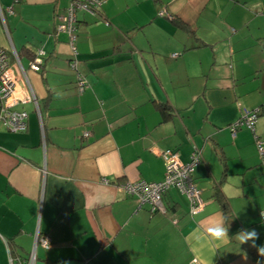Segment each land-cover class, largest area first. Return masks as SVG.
Listing matches in <instances>:
<instances>
[{"label":"crops","instance_id":"1","mask_svg":"<svg viewBox=\"0 0 264 264\" xmlns=\"http://www.w3.org/2000/svg\"><path fill=\"white\" fill-rule=\"evenodd\" d=\"M69 2L0 0V48L11 63L16 51L37 99L16 106L29 113L26 132L0 122V264L27 258L37 234L52 246H38L36 264H264L251 241L234 238L255 229L264 246V167L255 135L232 130L260 109L264 142V0H105L107 22L79 12L82 92L56 30ZM154 101L173 109L170 121ZM168 149L184 163L201 153L194 178L205 206L194 215L177 189L163 197L165 214L120 190L162 181ZM214 222L228 228L218 247L203 239Z\"/></svg>","mask_w":264,"mask_h":264},{"label":"built area","instance_id":"2","mask_svg":"<svg viewBox=\"0 0 264 264\" xmlns=\"http://www.w3.org/2000/svg\"><path fill=\"white\" fill-rule=\"evenodd\" d=\"M104 3L105 0H70L68 7L57 14L56 30L58 33H64L68 37V45L72 54L70 66L73 72L76 73V85L81 92L88 89L90 85L77 69L79 65V53L76 47L78 41V13L85 12L93 16H100L99 10ZM9 12H13L12 8L9 9ZM159 16L172 17L163 10L159 12ZM12 55L15 58V63H11L8 53L0 48V122L12 133H24L28 129L29 113L25 110H18L16 106L25 103H35L37 105V99L14 49H12ZM44 55V51H38L31 62L33 71H41ZM177 56V54L172 55L173 58ZM20 82H23V88L21 89L19 88ZM259 116V109L244 113L233 125L232 130L235 134L237 130L244 128L255 135L264 167V142L256 136L255 129ZM90 135L89 132H86L84 138H88ZM200 154L198 149L195 150L191 161L184 163L177 150L168 149L162 155L165 164V176L162 181L155 183L146 181L126 183L120 185V190L128 196L135 197L140 208L148 205L151 214L161 212L165 214L166 209L163 204V197L171 189H177L186 196L189 203V212L194 215L202 211L205 206L202 199V191L196 186L194 178L195 167L200 163ZM103 182L105 184L109 183L106 179ZM262 213L264 211L261 212L260 218L264 221V214ZM38 246L49 249L52 246L51 238L47 235L37 234L33 252L27 258L11 257L10 264H36V249Z\"/></svg>","mask_w":264,"mask_h":264},{"label":"clouds","instance_id":"3","mask_svg":"<svg viewBox=\"0 0 264 264\" xmlns=\"http://www.w3.org/2000/svg\"><path fill=\"white\" fill-rule=\"evenodd\" d=\"M228 237V228L224 227L220 222H214L210 227L206 229V233L203 234L204 241L216 247H218L220 243H222L225 238ZM234 238L240 245L247 244L249 241H251V247L256 248L259 255L261 257H264V246H258L256 244L259 235L255 229H241L237 232Z\"/></svg>","mask_w":264,"mask_h":264},{"label":"trees","instance_id":"4","mask_svg":"<svg viewBox=\"0 0 264 264\" xmlns=\"http://www.w3.org/2000/svg\"><path fill=\"white\" fill-rule=\"evenodd\" d=\"M102 6H103V5H102ZM102 6H101V7H102ZM99 13H100V10H99ZM99 17H101L102 20H103L104 22H107V21L103 18V16L101 15V13H100V16H99ZM176 23H177L178 26H180L181 28H183V29H185V30H188V29H189L188 26L185 25L184 23H181V22H176ZM77 25H78V24H77ZM32 58L34 59L35 57L32 56ZM78 59H79V57H78ZM70 62H71V61H70ZM70 62H69V63H70ZM80 65H81V61H80V59H79V65H78V68H77V69H78V72H79L80 74H82V76L87 80V78L85 77V75H84V74L82 73V71L80 70ZM74 74H75V77H77L75 72H74ZM87 82H88V80H87ZM88 83H89V82H88ZM76 84H77V78H76ZM154 105L158 108V110H159V112H160V114H161V118H162L163 122L170 121V120L173 118L174 113H173V109H172L170 106H168V105H166V104H164V103H157L156 101H154ZM259 110H260V109H259ZM221 160H222V162L224 163V159H223V157L221 158ZM214 197H215L216 201L219 202V204L222 206V208H223V210H224V212H225V215L227 216V214L230 212V209H229V204H228L226 198L222 195V193H221L218 189H217V191H216ZM13 250H14V248H13ZM14 252H15V251H14ZM17 257H20V256H17Z\"/></svg>","mask_w":264,"mask_h":264}]
</instances>
